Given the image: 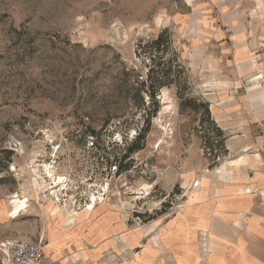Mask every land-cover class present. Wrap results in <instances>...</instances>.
<instances>
[{"label":"rangeland","instance_id":"1","mask_svg":"<svg viewBox=\"0 0 264 264\" xmlns=\"http://www.w3.org/2000/svg\"><path fill=\"white\" fill-rule=\"evenodd\" d=\"M259 5L0 0V242L45 264H240L225 202L264 153ZM164 29L175 81L154 103L140 46Z\"/></svg>","mask_w":264,"mask_h":264},{"label":"crops","instance_id":"2","mask_svg":"<svg viewBox=\"0 0 264 264\" xmlns=\"http://www.w3.org/2000/svg\"><path fill=\"white\" fill-rule=\"evenodd\" d=\"M250 1L260 4L258 8L263 5V0ZM261 12L254 11L256 17ZM251 50L253 49L250 48L249 51ZM254 50L260 53L264 50V47H256ZM247 53V49L242 50L241 55L247 56ZM232 148H238L234 142L229 144L228 149L231 150ZM252 164H255L254 176L249 175L243 183L249 189L252 188L251 191L241 194L238 199L225 202L240 211L241 228L238 231L240 264H264V153H261V158ZM260 191L262 194L259 193ZM229 216H232V214ZM224 218L226 221L228 220L226 213Z\"/></svg>","mask_w":264,"mask_h":264},{"label":"trees","instance_id":"3","mask_svg":"<svg viewBox=\"0 0 264 264\" xmlns=\"http://www.w3.org/2000/svg\"><path fill=\"white\" fill-rule=\"evenodd\" d=\"M172 44L171 34L167 29H164L160 34L146 42L144 46H140L142 51L149 56L151 66L148 70V78L138 83L142 87L149 100L157 103V96L162 87L170 86L174 83L173 69L176 67V60L170 56V45ZM144 101V98H142ZM144 105V104H143ZM158 107H156L157 109ZM155 113V112H154ZM145 131L139 134V139L145 138ZM219 134L223 132L218 129ZM136 145V144H134ZM141 146L129 147L124 155V158L128 157L132 152L139 150ZM120 169L122 170L121 166Z\"/></svg>","mask_w":264,"mask_h":264},{"label":"built area","instance_id":"4","mask_svg":"<svg viewBox=\"0 0 264 264\" xmlns=\"http://www.w3.org/2000/svg\"><path fill=\"white\" fill-rule=\"evenodd\" d=\"M2 264H45V251L41 243L27 239L0 242Z\"/></svg>","mask_w":264,"mask_h":264},{"label":"bare ground","instance_id":"5","mask_svg":"<svg viewBox=\"0 0 264 264\" xmlns=\"http://www.w3.org/2000/svg\"><path fill=\"white\" fill-rule=\"evenodd\" d=\"M50 176H53L52 172L50 173ZM54 182L55 185L51 187V189H53V192L56 194V192H58L56 189L58 188V186H60V184H63L64 182L62 181V177H55L54 178ZM26 201L27 200H15V211L16 213H20L25 207H27L26 205Z\"/></svg>","mask_w":264,"mask_h":264}]
</instances>
